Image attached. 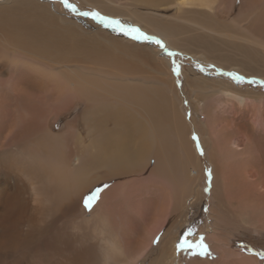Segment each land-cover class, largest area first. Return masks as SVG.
Here are the masks:
<instances>
[{"label": "rangeland", "instance_id": "obj_1", "mask_svg": "<svg viewBox=\"0 0 264 264\" xmlns=\"http://www.w3.org/2000/svg\"><path fill=\"white\" fill-rule=\"evenodd\" d=\"M166 3L167 0H0V48L14 50L8 60L0 52V160L7 163L5 155H11L13 170L8 175L24 183L35 179L39 185H35L36 189L42 186L45 190H40L46 191L51 182L46 177L47 171L51 172L50 164L56 166L67 154L75 153L77 136L67 127L73 124L85 140L94 138L96 146L89 149L95 151L91 152L93 156H76L81 157L85 170L79 190L82 210L64 224V209L68 207L62 206L60 199L61 202L49 196L45 200L37 198L30 189L26 196L32 199L28 204L35 202L29 206L38 215L41 227L58 223L57 238H69L75 251L98 252L92 231L94 221L84 222L97 208H103L101 214H111L103 215L106 230L119 233L117 242L123 252H131L113 256L112 264H233L226 254L238 249L250 252L256 264H264V0H219L221 8L218 6L212 14L194 10L183 17L173 12L160 13ZM93 12L137 27L159 39L163 46L137 40L94 18ZM6 61L15 65L7 67ZM177 67L179 72L175 71ZM72 76L101 86L102 92L96 94L104 95V99L89 105L84 96L75 97ZM156 89L158 95H154L155 104L151 106L142 105L144 97L125 100L129 91L148 97ZM17 93L22 96L14 95ZM53 98L59 100L53 102ZM147 126L153 132L167 133L161 145L158 138L152 139L153 145L145 153L143 130ZM113 131L122 132V145L134 161L132 167L120 172L124 173L120 177L115 173L102 178L105 182L97 179V174L104 171L99 161L108 157L110 141L106 138L118 137ZM237 137L241 138V147L249 146L248 156L231 152V141ZM158 156L165 168L158 163ZM244 158L249 163L244 164ZM225 163L229 171L220 172ZM4 166L1 164V168ZM3 175L6 173L0 172V177ZM100 190H105L106 200L110 199L102 201L109 209L100 204V198H104ZM97 191L98 199L90 210L84 206V198ZM73 200H69L71 206ZM98 203L102 207H95ZM50 211L54 213L47 215ZM211 233L223 239L225 245L219 249L225 260L213 249L208 239ZM183 239L188 244L178 248ZM201 241L206 245L203 250L199 247ZM174 244L176 249L169 253ZM193 252L196 255H191Z\"/></svg>", "mask_w": 264, "mask_h": 264}, {"label": "bare ground", "instance_id": "obj_2", "mask_svg": "<svg viewBox=\"0 0 264 264\" xmlns=\"http://www.w3.org/2000/svg\"><path fill=\"white\" fill-rule=\"evenodd\" d=\"M139 1V0H138ZM152 1V0H151ZM163 3V2H162ZM221 3V2H220ZM220 3H219V0H167V3H166V6L164 9H161L160 10V13H165V12H173L175 13L177 16H182L183 15H187V11H194V10H207V12H209L210 14H212L215 10H217L218 6L220 9ZM144 5V4H143ZM156 5V4H155ZM222 5V4H221ZM146 6V5H145ZM144 6V7H145ZM153 8V7H152ZM161 8V7H160ZM163 8V7H162ZM152 10V9H151ZM169 10V11H167ZM5 13V12H4ZM121 14V13H120ZM124 16V15H123ZM127 16V15H126ZM152 16V15H151ZM130 18V17H129ZM199 24V23H198ZM149 28V27H148ZM198 28V27H197ZM202 30V29H201ZM16 38V37H14ZM24 41V40H23ZM14 42V39L12 38V44ZM13 47H19L18 45H14ZM25 47V46H24ZM28 47V46H27ZM31 48V47H30ZM23 49V48H22ZM13 49H10V48H7V47H1L0 48V52L1 53H4V60H8V59H12V53L10 51H12ZM14 51V50H13ZM25 53V52H24ZM27 53V52H26ZM16 53H14L13 55L15 56ZM11 57V58H7L5 59L6 57ZM13 58H16L14 57ZM122 56V55H121ZM41 58V57H40ZM7 63V67H10L12 65H15V64H12L11 61H6ZM15 63V62H14ZM117 63V62H116ZM121 63V62H120ZM5 64V63H4ZM122 64V63H121ZM6 65V64H5ZM23 66V65H22ZM38 66V65H37ZM116 66V65H115ZM118 66V65H117ZM122 66V65H120ZM121 69V68H120ZM81 72V71H80ZM116 72V71H115ZM41 73V72H40ZM110 73V72H108ZM112 73V72H111ZM121 73V72H120ZM35 74V73H34ZM90 74V73H89ZM71 75V74H69ZM105 75V74H104ZM117 75V74H116ZM60 76V75H59ZM121 76V75H120ZM91 77V76H90ZM114 77V76H113ZM116 77V76H115ZM50 78V77H49ZM89 78V76H88ZM120 78V77H119ZM132 78V77H131ZM136 79V78H135ZM142 79V78H141ZM42 81V80H41ZM69 81V80H68ZM122 81V80H120ZM157 81V80H156ZM70 84H72L73 86V90H72V93L73 95L76 97V96H84L83 100L89 104V102H100L101 100H103L104 98L102 96L104 95H101V94H96L97 92H102V88L101 86H97L94 82L92 81H89L88 79L86 78H83L81 76H72L71 79H70ZM137 82V81H136ZM104 83V82H103ZM115 83V82H114ZM118 83V82H116ZM146 83V82H145ZM44 84V83H43ZM98 84V83H97ZM99 85V84H98ZM102 85V84H101ZM111 85V84H110ZM114 85V84H113ZM147 85V84H146ZM148 86V85H147ZM155 86V85H154ZM105 87V86H104ZM119 87V86H117ZM112 88V87H111ZM123 90V88H121ZM6 90V89H5ZM14 90H18L17 88L14 89ZM107 90V89H106ZM113 90V89H111ZM118 90V89H117ZM125 90V89H124ZM128 90V89H127ZM130 90V89H129ZM159 89H156L155 91L151 90V94L150 96H144V95H135V93H132L129 91V94L128 96L125 98V100H131V101H134V100H137V98H143L144 99L141 101L142 102V105H148L150 103V106H151V103H154L155 104V101H154V95H158L157 94V91ZM49 91V90H48ZM104 91V90H103ZM133 91H136V90H133ZM15 92V91H14ZM109 92V91H108ZM123 92V91H122ZM132 93V95H131ZM39 94V93H38ZM110 95H116L115 93H109ZM5 95V94H4ZM14 95H17V96H22V94L20 93H17V94H14ZM52 95V94H51ZM16 96V97H17ZM120 96V95H119ZM123 96V95H122ZM4 97V96H2ZM6 97V96H5ZM8 97V96H7ZM34 97V96H33ZM111 97H115V96H111ZM14 98V97H13ZM12 98V99H13ZM164 99V98H163ZM5 100V99H4ZM8 100V99H7ZM59 99L58 98H53V102H56L58 101ZM74 100V99H73ZM71 100V101H73ZM76 100V99H75ZM80 100V99H79ZM106 100V99H105ZM114 100V99H113ZM112 100V101H113ZM115 100L117 101L118 99L115 98ZM119 101V100H118ZM138 101V100H137ZM135 101V102H137ZM9 102V101H8ZM41 102V101H40ZM82 102V101H80ZM115 102V101H114ZM3 103V102H1ZM6 103V102H5ZM74 103V102H73ZM105 103V102H104ZM119 103V102H118ZM133 103V102H132ZM161 103V102H159ZM46 104V103H44ZM76 104V103H75ZM86 104V105H87ZM99 104V103H98ZM164 104V103H163ZM10 105V104H9ZM74 105V104H73ZM90 105V104H89ZM127 105V104H125ZM127 107V106H126ZM125 107V108H126ZM129 107V106H128ZM131 107V106H130ZM137 107V106H135ZM13 108V107H12ZM72 108V107H71ZM124 108V110H125ZM9 108H7L8 110ZM11 109V108H10ZM130 109V108H129ZM127 110V109H126ZM84 111V110H83ZM156 111V110H155ZM4 112V111H3ZM12 112V111H11ZM136 112V111H135ZM7 113V112H6ZM128 113V112H127ZM53 114V112H52ZM4 114H2L3 116ZM7 115V114H6ZM4 115V116H6ZM11 115V114H10ZM35 115V114H34ZM129 115V114H127ZM153 115H154V112H153ZM8 116V115H7ZM6 116V117H7ZM35 116L38 117V115L36 114ZM50 116V115H49ZM75 116V115H74ZM95 116V115H94ZM133 116V115H132ZM10 117V116H9ZM13 117V116H12ZM171 118V117H170ZM4 119V117H3ZM56 120V119H55ZM6 121V120H5ZM54 121V120H53ZM131 121V120H129ZM2 122V121H1ZM46 122H49V121H46ZM52 122V121H50ZM102 122V121H101ZM116 122V121H114ZM118 122V121H117ZM138 122V120H137ZM136 122V123H137ZM144 122V121H143ZM146 122V121H145ZM134 123V124H136ZM5 124V123H4ZM120 124V123H119ZM128 124V123H127ZM126 124V125H127ZM139 124V123H137ZM143 124V123H142ZM146 124V123H144ZM143 124V126H144ZM172 124V123H171ZM48 125V124H47ZM121 125V124H120ZM118 125V126H120ZM140 125V124H139ZM129 126V125H128ZM142 126V127H143ZM69 127L68 130H70V132L72 131L74 133V136L76 135L77 136V144H75L76 146H74L75 148V157H72V155H74L72 153V155L70 154H67L66 155V158L63 160V161H58L56 166L52 164H50V166L52 167L51 168V172L50 171H47L48 173H46V177L51 181L50 182V186L49 188H47L46 191H41V190H45L44 187L41 186V192L39 190L36 189V187H39L38 182L35 184L34 180H30L28 181L27 183H24L21 181H18L17 179H12L11 176H9L8 174H11L12 172V164H13V157H11V155H5L7 157V163L6 162H3L0 160V172H4L6 173V175H3L0 177V264H82V263H91V264H112L111 261H112V258L113 256L115 255H119V256H124V253L123 252V249L122 247L118 244L117 242V238L119 236V233L116 234L115 231H112L110 233H108V231L106 230V226H105V223H104V219H103V215L106 214L108 215L106 212L104 214H101L103 211V208L101 209V211L99 210L100 208H97V212L95 213L96 210H94V215H93V212H91V215H93L92 217L86 219V222H89L91 223V221H94V225L92 227V231L94 232L95 234V241H96V246L98 249V252H85V249H80V250H77L75 251V249L73 248L74 246L72 245V243H74L73 241H70L68 240L67 238L65 239H62V238H57L55 236V234L57 233L58 231V228L57 227V224H54V223H50L48 225H46L45 227H41L37 222V218H38V215L31 209V207L29 205L35 203H29L28 202L31 200H29V198L31 197H27L26 195H28L30 193V189L33 191L32 193L35 194V196L37 195V198H39L38 196H42V198L45 200V196H49L50 198H52L53 200L57 199L59 201V199L62 201H59L61 203H63L62 206H67V210L64 209L66 211V214L65 216L63 217V221L65 220L66 222H68V220L72 217L71 215L73 214L74 216L78 214V212H80L82 209L81 207V204L79 202L80 200V195L79 193V190L80 188L82 187V181H83V176H84V173H85V170L83 168V161H79V158L81 157H76L78 154L80 155H83V154H87V153H91L89 152L90 150V147H92L93 145L95 146V144L93 143V139L92 137H89L87 140L84 139L83 136H80L81 132L78 131V129H75V126L72 124L71 126H67ZM74 127V128H73ZM101 127V126H100ZM135 126H133V129L135 130L134 128ZM151 126H147V127H144V136H147V137H144V149H143V152L145 151V153L147 151H149L150 147L153 145V142H152V139H157L160 141L159 145H161V141H164L163 140V137L166 135V133H162L161 131H152L150 129ZM1 128V127H0ZM44 128V127H43ZM42 128V129H43ZM47 128V127H46ZM128 128V127H127ZM137 128V127H136ZM141 128V127H139ZM137 128V129H139ZM191 128V127H190ZM4 129V128H3ZM34 129V128H32ZM45 129V128H44ZM50 129V128H49ZM143 129V128H142ZM35 130V129H34ZM84 130V129H83ZM122 130V128H121ZM172 130V129H171ZM2 131V130H1ZM107 131V130H106ZM105 131V132H106ZM126 131L125 129L123 130V132ZM4 132V131H3ZM44 132V131H43ZM68 132V131H67ZM66 132V134H67ZM68 132V133H70ZM71 132V133H72ZM108 132V131H107ZM119 132V131H118ZM117 132V133H118ZM128 132V131H126ZM125 132V133H126ZM133 131H131L130 133H132ZM142 132V131H140ZM235 132V130H234ZM238 132V131H237ZM29 133V132H28ZM50 133V131H49ZM111 133V131H110ZM113 133H115L113 131ZM112 133V134H113ZM115 133V135L117 134ZM122 133V132H121ZM121 133H118V137H112L110 136L111 138H109V140L106 138V141H110L108 144H109V153H108V157L107 158H104L105 160L103 162H101V160H97L99 161V165L102 164L103 168H104V171L100 172L99 174H97V179L101 178V181H105V180H102V178H105V177H111L109 176L108 174H115L117 175L118 177H120L119 175L121 174H124V173H120L122 171H124L127 167H130L133 163V157L131 156L132 154H130V152L127 150L126 146L125 145H122L124 140L122 139V134ZM143 133V132H142ZM239 133V132H238ZM9 134V133H8ZM24 134V133H22ZM94 134V133H93ZM109 134V133H108ZM2 135V134H1ZM30 135V133H29ZM89 135V134H88ZM107 135V134H106ZM111 135V134H110ZM128 135V134H127ZM185 135V134H184ZM235 135H237V133H235ZM240 135V134H239ZM238 136V135H237ZM1 137H4V136H1ZM21 137V135H20ZM88 137V136H87ZM23 138V137H22ZM50 138H53L52 135H50ZM124 139H127L126 136L124 135L123 137ZM185 138V137H183ZM236 138V137H235ZM6 139V138H5ZM30 139V137H29ZM28 139V140H29ZM113 139V142L111 141ZM177 139V138H176ZM241 139V138H240ZM240 139H234L233 141H231V146L232 147V150L231 152H237V154L241 157L243 156L244 157V154L249 151L247 149V147H249L248 145H246V147H244L245 144H243V146L241 147L240 146ZM4 140V139H3ZM15 140V139H14ZM21 140V139H19ZM27 140V139H25ZM40 140V139H39ZM60 140V139H59ZM105 140V137L104 139ZM102 140V141H103ZM128 140V139H127ZM125 140V141H127ZM130 140V138H129ZM185 140V139H184ZM182 140V141H184ZM8 141V139H7ZM22 141V140H21ZM36 141V140H35ZM101 141V143H102ZM178 141V140H177ZM15 142V141H14ZM105 142V141H104ZM165 142V141H164ZM251 142V141H250ZM7 143V142H6ZM12 143V142H10ZM24 143V142H23ZM28 143V142H26ZM26 143H24L26 145ZM36 143V142H35ZM98 143V142H97ZM100 143V142H99ZM190 143V141H189ZM19 144V143H17ZM16 144V146H18ZM179 144V143H178ZM177 144V146H178ZM8 145V144H7ZM110 145H113L112 148H110ZM184 145V143H183ZM28 146V145H27ZM26 146V147H27ZM38 146V145H37ZM93 146V148H94ZM107 146V145H106ZM217 146V145H216ZM96 147V146H95ZM102 147V146H101ZM99 146V148H101ZM105 147V146H103ZM131 147V146H130ZM133 148V147H131ZM73 148V149H74ZM91 148V149H93ZM180 148V147H178ZM15 149V148H14ZM13 149V150H14ZM22 149V148H21ZM34 149V148H33ZM95 149V148H94ZM108 149V148H107ZM230 149V148H229ZM4 150V149H2ZM20 150V149H19ZM99 150V149H98ZM106 150V148H105ZM12 151V150H11ZM10 151V152H11ZM18 151V150H17ZM39 151V149H38ZM104 151V150H103ZM3 152V151H2ZM9 152V151H8ZM33 152V150L31 151ZM30 152V153H31ZM95 152V151H94ZM92 152V153H94ZM25 153V151H24ZM39 153V152H38ZM91 153V155L93 156V154ZM100 153V152H99ZM129 155H128V154ZM209 153V152H208ZM3 154V153H2ZM16 154V153H14ZM26 154V153H25ZM41 154V153H40ZM57 154V153H56ZM87 154V155H89ZM106 154V152H105ZM13 155V154H12ZM37 155V154H36ZM95 155V154H94ZM168 155V154H167ZM247 155V153L245 154ZM27 156V155H26ZM39 156V155H38ZM56 156V155H55ZM248 156V155H247ZM246 156V158H247ZM41 157V156H40ZM39 157V158H40ZM214 157V156H213ZM54 158V157H53ZM92 158V157H90ZM164 158V157H163ZM246 158L243 159V163L244 164H247L249 163V160H247ZM249 158V157H248ZM6 159V158H5ZM94 159V157H93ZM151 159V157H150ZM223 159V158H222ZM221 158L219 161H223ZM32 160V159H31ZM35 160V159H34ZM45 160V159H44ZM43 160V161H44ZM52 160V159H51ZM55 160V159H54ZM145 160V159H144ZM149 160V159H148ZM161 160V156H158V163L161 165L162 164V161L160 162ZM168 160V159H167ZM166 160V161H167ZM178 160V159H177ZM92 161V159H91ZM193 161V160H192ZM214 161V160H213ZM42 162V161H41ZM241 162V161H240ZM36 163V161H35ZM44 163V162H43ZM152 163V162H151ZM165 163V161H164ZM1 164H5L4 168L2 169L1 168ZM144 164V163H143ZM146 164V163H145ZM153 164V163H152ZM227 163L225 164H222L221 165V169H218V170H221L220 172H223V169H228ZM40 165V164H39ZM46 165V164H45ZM261 167H262V163L260 164ZM146 166V165H145ZM162 166V165H161ZM169 166V165H168ZM43 167V166H42ZM132 167V166H131ZM164 167V166H162ZM251 167V166H249ZM16 168V167H15ZM21 168V167H20ZM87 168V167H86ZM165 168V167H164ZM169 168V167H168ZM141 169V168H140ZM144 169V168H143ZM162 169V168H161ZM201 169V168H200ZM47 170V169H46ZM96 170V169H95ZM152 170V169H151ZM158 170V169H157ZM160 170V169H159ZM165 170V169H164ZM252 170V168L250 169ZM22 171V170H20ZM41 171V170H40ZM38 171V172H40ZM44 171V170H43ZM229 171V169H228ZM25 172V171H23ZM22 172V173H23ZM34 172V171H33ZM95 172V171H93ZM91 172V174L93 173ZM166 172V171H165ZM193 173H196V171H192ZM219 172V173H220ZM245 173L247 171H244ZM21 173V172H19ZM44 173V174H45ZM26 174V173H24ZM90 174V176H91ZM155 174V173H154ZM248 174V172L246 173ZM157 175V174H156ZM183 175H184V172H183ZM27 176V175H26ZM38 176V174L36 175ZM25 177V176H24ZM44 177V176H43ZM117 177V178H118ZM123 177V175H122ZM26 178H29V177H26ZM25 178V179H26ZM45 178V177H44ZM95 179V178H94ZM109 179V178H108ZM23 180V179H22ZM81 180V181H80ZM96 180V179H95ZM95 180H91V181H94L95 183ZM226 180V179H225ZM89 181V182H91ZM97 181V180H96ZM44 182V181H42ZM41 182V183H42ZM106 182V181H105ZM192 182V181H191ZM93 183V184H94ZM102 183V182H101ZM109 183V182H108ZM228 183V181H224L223 184H226ZM84 184V183H83ZM87 183H85L84 185H86ZM92 184V185H93ZM153 184V183H151ZM35 185H37L35 187ZM44 185V184H42ZM90 185V186H92ZM96 185V184H95ZM123 185V184H122ZM46 187V185H44ZM151 186V185H150ZM149 186V188H150ZM152 187V186H151ZM263 186H261L260 189H263L262 188ZM105 188V187H104ZM103 188V189H104ZM189 188V187H188ZM50 190V191H49ZM87 190V189H86ZM99 191V190H98ZM101 191V190H100ZM107 191V189H106ZM110 192V190H108ZM154 191V190H152ZM86 192V191H85ZM112 192V191H111ZM31 193V194H32ZM89 193V192H87ZM99 193V192H98ZM102 195H104V198H100V204L101 205H104L103 207L107 208L108 206L105 205L104 202H108L109 197L108 199L106 200L107 197H105L106 195V192L105 190L101 191L100 192ZM113 193V192H112ZM116 193V192H114ZM135 193H138L137 191ZM142 194L138 195L141 196L143 195V192L141 191ZM262 194H264V191L261 192ZM30 194V195H31ZM109 193H107L108 195ZM84 195V194H83ZM82 195V196H83ZM88 195V194H87ZM99 195V194H98ZM136 195V194H135ZM138 195H136L138 197ZM111 196V194H110ZM114 196V195H113ZM127 196V195H126ZM135 196V197H136ZM115 197V196H114ZM113 197V199H114ZM116 198V197H115ZM139 198V197H138ZM32 199V198H30ZM42 199V200H43ZM74 199V200H73ZM83 199V198H82ZM81 199V200H82ZM105 199V201L103 200ZM117 199V198H116ZM152 199V198H150ZM29 200V201H28ZM35 200V199H34ZM69 200H73L72 203H73V206H71L69 203ZM112 200V199H111ZM142 200V198H141ZM47 201V200H46ZM46 201H42L46 204ZM83 201V200H82ZM97 201V200H96ZM104 201V202H102ZM148 201V200H146ZM51 202V201H50ZM58 202V203H59ZM142 202V201H141ZM225 202V201H224ZM52 203V202H51ZM49 203V205L51 204ZM60 203V204H61ZM114 203V201L112 202ZM217 203V202H216ZM215 203V204H216ZM226 203V202H225ZM224 203V204H225ZM55 204H57V202L55 201ZM84 204V203H83ZM97 204V203H95ZM100 204L98 203L97 206L95 207H99ZM118 204V203H117ZM53 205V204H52ZM109 205V203H108ZM113 205V204H112ZM175 205V204H174ZM57 207V205H55ZM61 206V207H62ZM94 206V205H92ZM102 207V206H100ZM139 207V206H138ZM213 207V206H212ZM110 208H112L110 206ZM79 209V210H78ZM86 208L84 207V210ZM90 209V208H89ZM109 209V208H107ZM182 209V208H181ZM52 210V208H51ZM91 210V209H90ZM59 211V210H58ZM112 211V210H111ZM214 211V210H213ZM45 212V210H44ZM51 212V211H50ZM53 212V211H52ZM52 212L49 214L47 213V215H52ZM114 213V211H112ZM54 213V212H53ZM59 213V212H58ZM86 213V212H85ZM110 213V212H109ZM112 213V214H113ZM152 213V212H151ZM121 214L122 212L119 210L118 212V215L119 217H121ZM155 214V213H154ZM152 214V215H154ZM175 213H173V216H174ZM111 215V214H109ZM108 215V217H109ZM114 215V214H113ZM116 215V214H115ZM219 215V214H218ZM43 216V215H41ZM71 216V217H70ZM86 216V215H85ZM141 216V215H140ZM176 216V214H175ZM174 216V217H175ZM44 217V216H43ZM55 217V216H54ZM70 217V218H69ZM88 217V215H87ZM105 217V216H104ZM107 217V216H106ZM107 217V218H108ZM155 217V216H154ZM154 217H153V220H154ZM84 217H82L83 219ZM105 218V220L107 219ZM60 219V218H59ZM75 219V218H74ZM73 219V220H74ZM79 219V218H78ZM175 219V218H174ZM71 220V219H70ZM47 221V220H46ZM64 221V224H66ZM78 221V220H77ZM107 221V220H106ZM122 221V220H121ZM40 222V221H39ZM51 222V220H50ZM79 223V222H77ZM123 223V222H121ZM119 223V224H121ZM170 223V222H169ZM82 224V223H81ZM87 224V223H86ZM85 224V226H86ZM118 224V225H119ZM44 225V224H43ZM63 225V224H62ZM84 225V224H83ZM74 226V225H73ZM114 226V225H113ZM82 227V226H80ZM87 227V226H86ZM110 227V226H109ZM118 227V226H117ZM89 228V227H87ZM67 229V228H66ZM72 229V228H71ZM76 229V228H75ZM74 230V229H73ZM78 231L79 228L77 229ZM76 230V231H77ZM82 230V229H81ZM91 230V229H90ZM68 231V229H67ZM70 231V230H69ZM86 231V230H85ZM216 231H218L216 229ZM214 230H212V233L215 232ZM61 233V232H60ZM71 233V232H70ZM69 233V234H70ZM87 234V232H85ZM91 233V232H90ZM89 233V234H90ZM209 234L208 235V239L210 240L211 244H212V247L213 249H216L219 251V254H220V258H224L225 254L222 250L219 249V246L221 247L222 245L221 244H224L223 242V239L221 240L220 239V236L219 235H214V234ZM67 234V233H65ZM81 234H84V233H81ZM93 234V233H92ZM123 238L126 237V234H123L121 233ZM120 234V235H121ZM80 235V234H79ZM156 235V233H155ZM44 236V237H43ZM61 236V235H60ZM67 236V235H66ZM92 236V235H91ZM68 237V236H67ZM74 237V236H72ZM87 237H90V236H87ZM85 237V238H87ZM154 237V236H153ZM64 238V237H63ZM71 238V237H70ZM75 238V237H74ZM84 238V237H83ZM67 239V240H66ZM72 240V239H71ZM74 240V239H73ZM82 240V239H81ZM153 240V239H152ZM76 241V239H75ZM86 241V239H85ZM84 241V243H85ZM93 241V240H92ZM119 241V240H118ZM129 243L131 241L127 240ZM174 241V240H173ZM172 241V242H173ZM79 242V241H78ZM83 242V241H82ZM81 242V243H82ZM141 242V241H140ZM82 243V244H84ZM93 243V242H92ZM143 243V242H142ZM167 243V242H166ZM135 244V243H134ZM79 245V244H78ZM88 245H89V242H88ZM87 245V246H88ZM94 245V244H93ZM165 245V244H164ZM225 245V244H224ZM95 246V247H96ZM134 246V245H133ZM167 246V245H166ZM76 247V246H75ZM165 247V246H164ZM27 249V250H30L28 251L27 253L24 252V250ZM126 249V248H125ZM176 249V246L174 244V247H169V253L173 252L174 250ZM92 250V248H91ZM215 250V251H216ZM126 251V250H125ZM144 251V250H142ZM166 252V251H164ZM129 252L127 251L126 255L128 254ZM133 253V252H132ZM143 253V252H142ZM141 253V254H142ZM131 254V252L129 253ZM173 254V253H172ZM27 255H30L31 258L30 259H27ZM168 256V255H167ZM226 257L228 259V261L230 263H233V264H256V260H255V257L248 251H242V250H237V251H231L229 253L226 254ZM222 260H225V259H222ZM131 261V260H130ZM129 261V262H130ZM138 261V260H136ZM123 262V261H122ZM209 262V261H208ZM120 263V262H119ZM203 264V263H201ZM205 264V263H204Z\"/></svg>", "mask_w": 264, "mask_h": 264}, {"label": "snow or ice", "instance_id": "obj_3", "mask_svg": "<svg viewBox=\"0 0 264 264\" xmlns=\"http://www.w3.org/2000/svg\"><path fill=\"white\" fill-rule=\"evenodd\" d=\"M65 3H67V0H65ZM69 7H72V6L69 5ZM91 15L94 18L100 19L102 22H106L110 26H114L115 28H119L121 31L126 32L128 35H134L135 36V39H137V40L143 39V40H146V41H155L156 44L162 45V42L159 39H157L154 36L147 35L146 33H144L143 31H141L137 27H132V26L124 25L119 20H114L112 18L105 17V16L101 15L99 12H93V13H91ZM175 71L179 72V68L178 67L175 68ZM238 79H242V77H238ZM97 199H98V191L97 192H93V193L87 195L84 198V206L86 208H91L92 205H93V201H95ZM186 244H188V240L187 239H183L177 245V247L178 248H183V246L186 245ZM199 247L203 250V249L206 248V245H204L203 244V241H201Z\"/></svg>", "mask_w": 264, "mask_h": 264}, {"label": "trees", "instance_id": "obj_4", "mask_svg": "<svg viewBox=\"0 0 264 264\" xmlns=\"http://www.w3.org/2000/svg\"><path fill=\"white\" fill-rule=\"evenodd\" d=\"M191 255H196V254H194V252H193ZM179 258H180V259L182 258L181 255L179 256ZM181 261H182V259H181Z\"/></svg>", "mask_w": 264, "mask_h": 264}, {"label": "built area", "instance_id": "obj_5", "mask_svg": "<svg viewBox=\"0 0 264 264\" xmlns=\"http://www.w3.org/2000/svg\"><path fill=\"white\" fill-rule=\"evenodd\" d=\"M191 210L193 211V209L191 208Z\"/></svg>", "mask_w": 264, "mask_h": 264}, {"label": "water", "instance_id": "obj_6", "mask_svg": "<svg viewBox=\"0 0 264 264\" xmlns=\"http://www.w3.org/2000/svg\"><path fill=\"white\" fill-rule=\"evenodd\" d=\"M92 16V15H91Z\"/></svg>", "mask_w": 264, "mask_h": 264}]
</instances>
